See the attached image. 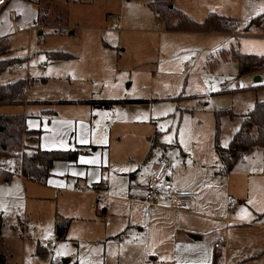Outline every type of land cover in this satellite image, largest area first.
Returning <instances> with one entry per match:
<instances>
[{
  "label": "rangeland",
  "instance_id": "obj_1",
  "mask_svg": "<svg viewBox=\"0 0 264 264\" xmlns=\"http://www.w3.org/2000/svg\"><path fill=\"white\" fill-rule=\"evenodd\" d=\"M33 1L50 3L48 23L55 17L62 21L9 37L8 57L20 60L15 65L22 64L26 70L13 71L15 65L10 66L0 74V85L30 79L32 84L25 91L29 101L126 103L110 111L88 105L50 107L73 121V129L56 145L75 146L78 139L85 142L82 145L92 146L88 155H81L92 168L102 158L107 163L110 154L109 170L104 169L103 177L115 198L109 199L110 208L104 216L93 189L99 182L79 183L77 190L88 188L93 193L87 196L64 190L48 194L44 186L30 185L35 192L27 199L26 183L14 177L12 183L0 186L2 251L7 253L9 264H156L164 259L154 245L160 220L152 219L143 205L129 200L136 197L138 187L146 185L152 165L160 157L175 166V187L180 191L193 188L200 202L199 184L225 185L232 175L229 195L238 204L234 212L244 211L241 201L247 196L258 199L264 207V149L254 153L256 161L248 167L238 161L227 177L215 143L216 112L235 114L219 118L220 145L226 148L241 129L244 115L264 102V66L240 74L230 56L225 60L219 57L217 63L211 60L220 48L264 56V0H194L196 8H191V0H179L174 7L197 22H203L209 12L225 15L235 24L241 22L229 35H193L194 39L167 33L164 23L148 7L153 0ZM55 9L65 19L55 15ZM36 12L39 9L34 7L29 16L35 17ZM107 15L123 22L119 31L107 26ZM61 28L70 34L60 33ZM232 32L238 35L233 38ZM54 53L72 58L60 59ZM42 107L0 106V111L20 110L11 115L26 116L33 111L42 116ZM37 121L46 134L47 121ZM252 135L257 136L255 129ZM95 146L100 148L93 151ZM150 150L152 155L145 165ZM12 161V157H0V167L11 170ZM100 175V169H92L88 179L94 181ZM79 177L86 179V174L80 171ZM216 204V215L225 216L221 192L216 193ZM58 215L71 221L67 241L56 240ZM20 222L29 225V232L38 230L37 240L20 238ZM38 239L44 240L41 245L52 242L55 250L37 252Z\"/></svg>",
  "mask_w": 264,
  "mask_h": 264
},
{
  "label": "crops",
  "instance_id": "obj_2",
  "mask_svg": "<svg viewBox=\"0 0 264 264\" xmlns=\"http://www.w3.org/2000/svg\"><path fill=\"white\" fill-rule=\"evenodd\" d=\"M190 3L192 4L191 8L193 7L196 8L194 0H191ZM174 4L175 6L178 7L179 0H174ZM48 5H50V3L44 1H39V3H35L33 0L9 1L4 7L0 8V40L7 39L9 45V37H11L12 35L21 34V33H31L35 30H42L46 26L54 25V23L60 19L59 17H55V19L49 20V23L47 22L49 19V14L51 15L50 13L51 11ZM34 7L39 9V12H36L35 17L32 18L29 16V10H32ZM179 8L183 9V7H179ZM58 12H60V10L55 9V15H57ZM211 13L220 16H225L222 14H218L216 12H209L205 20ZM43 14L47 15V19H46V23L42 24L40 20ZM61 17L62 19H65L63 13ZM106 22H107V26L109 27L110 25L109 15H107L106 17ZM28 25L31 26V29H25L24 31H19V26H28ZM122 25L123 22H121V26ZM167 33L191 35L188 36L191 37V39H194L193 37L195 36L193 35L211 36V35L230 34L229 32L197 33V32H169V31H167ZM39 35L42 36L43 33L40 32ZM230 36L233 37L232 35ZM215 46L218 47L219 44ZM220 50H226V49L220 48ZM219 51L217 52V54L219 53ZM212 57L213 58L211 60L215 62L214 61L215 57L213 55ZM24 98H26V95ZM25 100L28 103L26 105L18 106V107H26V106L28 107L32 104L43 106L42 107L43 109H41L42 116L40 115L36 116L35 114L37 112L35 113L33 111L27 116L25 115L27 118L26 129L32 132L33 131L41 132L39 136L35 134H30L28 136L31 139L28 142L30 147H39L44 151H56V150H61L59 148H63L65 150H61V151H78L80 154L78 159L73 162H67V161L55 162L51 169V176L46 183H39L34 180L19 176H13L11 181L13 180L14 177H18L26 183L27 199H30L32 197V194L35 192V190H32V188H30V185H40V186L42 185L45 187L42 189L47 191L45 193L48 194L50 193L48 191H56L57 193H60L61 190H64L68 194L77 193L80 195L87 196L90 193L89 189L80 188L79 190H77L79 183L99 182L93 184L94 187L93 189L96 191L97 194L96 196H99V198L101 197V194L105 195L104 198L106 199L107 207L103 208L101 205L100 206L104 211V216L107 215V212L110 208L109 199L115 198L111 194L110 188L107 186V184H106V188L103 187V182H105L103 177L104 169L109 170L110 154H108L107 156L108 158L107 163H105L104 158H102L101 163L95 164L96 167L92 168V166H89L90 163H87L86 158L81 156V155H88L89 152L91 151L88 149L91 148L92 146H84L82 144H85V142L80 143L78 139H76L75 146L70 145L68 147H61L59 145H56L61 141H63L66 135L73 129V124H72L73 121L70 122V120H68L67 117L61 115V111L60 112L55 111L53 108L50 107H53L54 105L62 106V105H86V104L80 103L83 101L73 102V104H62L59 102H51L52 104H50L49 102L45 103L38 101H29L28 99ZM67 102H71V101H67ZM98 110H102V109H98ZM19 111L16 112V111L4 110L0 112L1 114L11 115V114H19ZM106 111H110V110H106ZM25 112L27 113V111ZM44 119L45 121H47V124L44 125V127L47 130L46 134H44L43 128L41 129L40 124H38L37 121V120L41 121ZM78 124H79L78 122L75 123V128H76L75 130H77ZM71 136H73V134ZM98 148L100 147L95 146L93 148L94 149L93 151H96V149ZM260 149H264V146L261 148H256L252 153H250L247 156H243L241 152L236 153L235 156L232 158L230 172L229 173L226 172V176L229 177L232 174V169H234L236 165H238V161L241 162L242 167H248L251 163L254 164L256 159L253 157V155L257 150ZM151 151L152 150H150L149 154L151 153ZM150 158H148L147 156L144 162L145 165L150 160ZM156 163L157 162H155L152 165L150 176L146 182L149 181L154 171ZM105 165L106 166L108 165V167H105ZM92 169H96V170L100 169L101 171V175L99 176L100 179L89 181L88 177ZM80 171L86 174V179L79 177ZM174 173L172 175V178L174 176ZM134 178L135 175L131 176L130 181L132 182ZM231 178L232 175L231 177H229V182H226L225 185L223 184L218 185L219 183L216 182L199 184L197 186V189L202 197V201L201 202L198 201L199 196L197 194V198L195 199V201L188 208L184 210H179V211L173 210L168 206V201L166 199H162L159 201L158 205L152 209L150 214H147L145 212V214L151 216L152 219L155 218L158 221L160 220V224H161L160 226L161 228L158 230L154 238L155 239L154 245L155 248L162 253L164 259H162L161 261H157L156 264H264V209H263L264 207H262L261 201H259L258 199L252 200L250 196H247L246 200L241 201L244 211L234 212L238 208V204L229 195V193H231V184H232V182H230ZM11 181L8 183H2L0 184V186L8 185L12 183ZM146 185L143 187L140 186L136 189V193H135L136 197L129 198L131 202L135 201L143 205L144 211H145V206L142 200L144 197ZM82 189H85V192H82L81 191ZM130 191L132 193L134 192V189H130ZM186 192H195V191H193V188H190L189 190H186ZM217 192L222 193V198L227 211L225 216L216 215ZM262 193H264V191H262ZM261 197H262L261 200H264L263 194ZM99 198L97 199V204H99ZM230 199L233 200L236 204L235 208L232 211H229V207H228V200ZM62 220H69V218L58 215L56 219V226L57 223ZM0 221H1L0 251L7 258L6 264H9L7 253L5 251H2V247H3L2 215L0 216ZM130 223L135 224L132 223V221H130ZM70 227H71V221H70L69 231H70ZM131 227H134V225ZM25 228L29 230V225L25 224L24 222H20L19 223L20 238H23V232ZM37 234H38V230H36V232L32 235V238L25 240V242H28L31 239L37 240ZM55 236H56V229H55ZM221 237L226 239L225 246L221 249H216L214 247V241ZM67 238L64 241H67ZM56 240H57V236H56ZM59 242H63V241H59ZM42 243H44V240L38 239V244L36 247L37 252H40V250L42 251L49 250L45 248V244L41 245ZM55 248L56 246L54 245V248L52 250H55ZM66 264H68V262H66Z\"/></svg>",
  "mask_w": 264,
  "mask_h": 264
},
{
  "label": "trees",
  "instance_id": "obj_3",
  "mask_svg": "<svg viewBox=\"0 0 264 264\" xmlns=\"http://www.w3.org/2000/svg\"><path fill=\"white\" fill-rule=\"evenodd\" d=\"M174 0H153L149 2V9L164 23L165 29L169 32H231L236 29V24L231 18L220 16L214 13L209 14L204 22H196L189 18L184 12L174 7ZM61 16L62 13L58 12ZM260 18V17H258ZM258 18H255L257 20ZM47 15L43 14L41 23H46ZM253 21V22H254ZM252 22V24H253ZM10 53L7 39L0 40V74L7 68L15 65L20 60L8 57ZM55 57L60 59L72 58L70 54L54 53ZM230 56L239 66L240 74H245L264 66V56L259 58L254 55H245L235 50H220L215 58L226 59ZM214 63V64H215ZM30 79H19L12 83L0 85V106H23L28 102L25 100V91L31 86ZM46 103V102H45ZM52 104L51 102H49ZM62 104H73V102L61 101ZM81 104L90 105L95 109L111 110L115 106L122 105L126 102L113 100H89L80 102ZM235 114L231 111L216 112V149L223 167L227 173L230 172L232 158L236 153L241 152L243 156L252 153L256 148L264 146V102H258L254 109L244 115L242 127L231 139L228 147L223 148L220 145V116ZM26 116L0 114V157H12L18 160L22 165L23 177L34 180L39 183H46L51 176V169L55 162L76 161L79 157L78 151H44L39 147H30L28 142L31 140L28 136L35 134L39 136L41 132L28 131L26 129ZM257 131V136L252 135L253 130ZM158 135V134H157ZM158 144L155 141L153 147ZM15 150H20L22 155H14ZM151 153L148 158L151 157ZM14 176L13 172L7 168L0 167V184L8 183ZM70 221L62 220L57 223L56 236L57 240L64 241L67 238ZM1 236V221H0ZM7 258L0 251V264H6Z\"/></svg>",
  "mask_w": 264,
  "mask_h": 264
},
{
  "label": "built area",
  "instance_id": "obj_4",
  "mask_svg": "<svg viewBox=\"0 0 264 264\" xmlns=\"http://www.w3.org/2000/svg\"><path fill=\"white\" fill-rule=\"evenodd\" d=\"M9 1L12 0H0V8L4 7ZM117 16L109 15L110 25L109 28L115 31L121 29V22L116 18ZM241 22L237 21L236 25H240ZM40 27V26H38ZM25 29H31V26H19V31H24ZM60 33L64 35H69L70 32L67 28H61ZM232 36H237L238 33L232 32ZM42 68L45 70L47 69L46 65H43ZM26 68L22 64H18L13 67V71H24ZM13 154L22 155L20 150H15ZM11 171L13 172L14 176L23 177V170L21 163L13 159L11 163ZM175 171L173 163L167 159L166 157H161L158 159L154 171L147 182L145 193L143 197V204L145 206V212L150 214L152 209L158 205L159 201L162 199H166L168 201V206L173 210H184L188 208L197 198V194L195 192H186L180 191L175 187L172 181V175ZM103 187L106 188V183L103 182ZM85 192V189L81 190ZM105 195L101 194L99 198V204L103 207H107L106 199L104 198ZM236 204L233 200H228V207L229 210L232 211L235 208ZM36 232L35 229L32 232H29L27 228H25L23 232L24 240H28L32 238V235ZM226 239L221 237L214 241V247L216 249H221L225 246ZM45 248L52 250L54 245L52 242H45Z\"/></svg>",
  "mask_w": 264,
  "mask_h": 264
},
{
  "label": "water",
  "instance_id": "obj_5",
  "mask_svg": "<svg viewBox=\"0 0 264 264\" xmlns=\"http://www.w3.org/2000/svg\"><path fill=\"white\" fill-rule=\"evenodd\" d=\"M72 34H73V32H72Z\"/></svg>",
  "mask_w": 264,
  "mask_h": 264
}]
</instances>
